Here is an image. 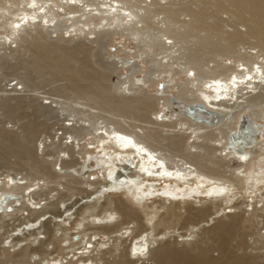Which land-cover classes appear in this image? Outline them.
<instances>
[{
	"label": "bare ground",
	"instance_id": "6f19581e",
	"mask_svg": "<svg viewBox=\"0 0 264 264\" xmlns=\"http://www.w3.org/2000/svg\"><path fill=\"white\" fill-rule=\"evenodd\" d=\"M228 2L233 6L232 17L241 19L242 25L248 27L244 34L233 33L228 36L230 44L224 52L226 61L233 62V65L229 64L230 67L217 58L203 60L198 50L181 55V44L188 36L183 38L187 30L184 28V32H175L172 24L182 21H177L180 18L175 16L177 13L171 9L172 3L168 0H0V31L1 28L9 27L4 34L0 32V42L4 44L9 42L18 45L19 41L30 39L31 47H37L41 46L37 37L46 35L52 39L64 32L69 38L74 37L73 40L83 39L90 44L103 42L106 47L115 45L114 51L108 52V56L111 59V73L119 77V82L113 86L117 95L105 97L109 110L105 112L123 118L114 120L115 117H112L113 120L108 119L109 122L106 120L95 128L90 120L86 123L88 119L83 120L78 129L64 123L60 127L63 132L60 135L64 136L58 139V143L54 141L58 133L50 136L51 144L43 143L44 149L59 147L53 154L49 150L44 154L51 156L53 172L61 182L60 188L56 190L58 193L54 195L51 192L42 194L51 183L47 176L33 179L19 172L0 173V219L17 218L23 221L18 223L21 226L7 232L11 248L16 250V247L24 246V242L37 243L45 234L46 224H50L53 229L49 227V240L54 241L57 236L64 235L60 240V244L63 243V248H60L62 256L58 253L51 260L52 263L48 258H43L34 261L35 264H258L253 256L233 254L231 244L239 238V230H245L247 223L250 225L257 220L255 217L260 213L258 207H261V212L264 211V165L258 173L249 171L246 177L243 174L244 165H249L250 158H264V130L258 124L264 121V44L259 42L260 38L264 39V0ZM220 7L222 10L225 8L222 5ZM243 11L252 14L251 19H243ZM201 17L205 15H200L198 19L202 20ZM199 22L189 29L204 31V35L198 37H194L196 33L192 31L193 38L204 46L211 42L218 27L212 24L204 29ZM155 25L158 26L156 30L159 29L157 34L151 32ZM102 38L109 41H102ZM251 38H258L259 41L247 48L242 46L245 40ZM128 44L135 45V48L129 49ZM240 45L241 50H238ZM11 46L9 48H13ZM123 49L126 52L128 50L125 57H121ZM50 54L52 57L55 55L53 52ZM151 54L156 59L152 60ZM44 56L47 55H41L32 64L44 63ZM58 61L57 58V65ZM35 66L37 70L38 65ZM175 68H180L186 78V85H192V88L187 87L185 90L183 85L182 93L172 98L151 95L149 90L156 86L159 78L165 80L166 88L170 85V81L167 82L172 77L170 70ZM90 70L86 75L76 70L77 75L74 76H87L85 79L88 80L100 78L94 82L95 87L90 92L94 96L96 92L101 93V96L103 93L104 97L107 88L103 86V81L108 78L104 75L107 72L101 74ZM111 73L109 76H112ZM10 90L18 92L16 88ZM150 102L157 104V109H151L153 103ZM175 103L180 105H175L178 109H172ZM182 104L184 109L181 108ZM197 106L203 107L207 113L189 110ZM6 108L10 112L14 111L10 104ZM126 118L132 120V125H127ZM143 121L150 127L142 126ZM90 128L95 132L92 133L93 140L87 141L85 145L82 142L86 139L81 138V133L79 135L77 131L84 133ZM31 132H35V129H31ZM162 133L165 134L162 139L168 141L166 147L162 146L159 139ZM0 140L3 144L24 143L17 135L9 139L0 137ZM23 148L26 149L24 145ZM208 153L214 157L216 164L236 162L238 165L233 175L227 177L223 169H220V173L216 168H211L209 173L204 172ZM177 157L179 160L175 159ZM58 165L59 172L55 169ZM71 181L79 183L88 196L74 202L70 201L68 194V199L60 197V191L68 189L66 184ZM249 183L252 186L248 188L247 185L246 189L245 185ZM106 195L109 196L105 198ZM106 199L111 201L109 207L105 206ZM186 199L198 205L187 207L185 212L187 215L183 223L193 225L186 238L197 236V231L199 233L203 226L202 221L210 216L212 208L216 209L217 217H210L211 221L224 215L230 216L227 220L219 218L220 221L213 225L208 234L218 241L221 261L215 262L210 258L211 249L199 250L201 253L194 254L177 250L167 243L166 246H157L160 240L164 241L165 236L171 233H157V227L182 219V213L173 207V210L159 215L163 206H158V203L170 202L174 205L185 203ZM244 205L245 208L242 207ZM99 206L103 207V212L95 215L96 207ZM82 209L83 213L80 212ZM81 213L83 215L79 223L76 222V226L71 228V223ZM32 216L35 218L31 219ZM259 216L263 218L256 225L264 222V214L260 213ZM112 221H116L117 226L112 225ZM136 221L140 226L134 232L131 224ZM87 226L103 231L88 230ZM262 226H257L258 231L253 234L263 240L264 224ZM73 229L77 230L74 234L71 233ZM180 237L184 241L185 236ZM188 240L186 242L192 241ZM52 241L51 244L54 243ZM47 243L41 242L37 249L31 250L49 254L46 251L51 244ZM122 246L123 253L116 255L117 247ZM55 249L51 253L56 254L58 251ZM28 250L26 245L14 255L8 253L6 261L31 264L36 256H29L25 260ZM21 257L24 261H20Z\"/></svg>",
	"mask_w": 264,
	"mask_h": 264
},
{
	"label": "rangeland",
	"instance_id": "374dc122",
	"mask_svg": "<svg viewBox=\"0 0 264 264\" xmlns=\"http://www.w3.org/2000/svg\"><path fill=\"white\" fill-rule=\"evenodd\" d=\"M168 1L172 3V5L171 4L170 5L173 8L171 7L170 8L175 11V14L177 13L175 16L177 18H180V20H177V21L179 22L182 21L180 23H177L175 21L176 24H172L173 28L176 29L175 32L177 31L178 33H181V32H184L185 29L187 30L185 31L186 33L184 34L183 38L186 35L188 36L184 38L181 44V46H183L182 52H181L182 56L184 54L189 53L190 51L198 50L197 52L201 54L202 58H204L203 60L205 61L211 60L213 58H217L218 61H223L224 63H227L228 67H230V65H233V62L231 60L226 61V56H225L226 53L224 52L227 45L230 44V42L228 41V36L233 33L244 34L246 33V30L248 27L245 24L242 25L243 23L240 22L241 19L237 18L239 19L238 20L239 23H238L236 17L235 16H233L235 18L232 17L233 14L231 10L233 6L231 5L230 2H228L229 0H213V1L211 0H168ZM221 5L222 7H225L224 10H222V8L220 7ZM217 8H220V9H217ZM228 9L231 11V13L230 11H227ZM178 11H180V13ZM233 11H235V8ZM244 12L245 11H243L242 18L247 19V20L251 19L252 14L244 13ZM185 13L187 14L185 15ZM181 14L182 15L184 14V15L182 16ZM209 14H210V17H207L209 16ZM198 15L199 16L205 15L204 17L205 20H203L204 19L202 18L203 16L201 17L202 20L198 19L199 17ZM196 17H197V20H196ZM257 21H258V18L255 20V23H257ZM198 22L200 24V27L204 29L208 25L212 26V24L213 25L215 24V26L218 27L216 30V33L218 34L215 33L214 36L212 35L211 42L206 44L207 46L206 45L203 46L199 44V42L193 38L194 33H196L194 34V37H196V35L197 37L200 35L203 36L204 31L200 32L196 30L195 32V30L189 29L191 27H194ZM189 24H190V27H189ZM185 25L187 26L189 30L185 27ZM7 27L8 26L4 27V29L1 28L2 32L1 31L0 32L4 34L6 32ZM157 27L158 26L156 25H155V28L153 26V30H151V32H153L154 34L155 33L157 34L158 33L157 30H159V29L156 30ZM7 29L9 30V27ZM179 29L181 31H179ZM190 31L192 34L190 33ZM37 38L40 39L38 41H40V45H41L37 47H34L33 45H32L33 47H31L30 39H26L23 42L19 41L18 45L16 43L10 44L8 42L7 44H4L3 42H0V137L4 139H9L10 137L17 135V137L23 140L24 142L22 143V145L16 144L17 145L16 146L15 144H10V143L3 144V142L0 140V145H1L0 146V173L7 174L8 172L10 173L19 172L21 174L23 173L24 175H28V177L33 178V179L41 178L42 175H44V177L47 176L46 178H48L51 181L50 184L52 185L49 184L48 187L44 189L43 191L44 193L42 192V194H47L49 192H51L52 194L53 193L56 194L58 193L56 190L60 188L59 184H61V182H60V179L57 178L56 174L53 172V166H52L53 160H50L51 156H47L44 154H46L48 150H49V153L53 154L59 150V147L50 146L49 148L44 149L43 147L45 144L43 145V143L47 142L46 145L51 144L52 141H51L50 136H53L54 134H57V133L58 135L56 136V139L54 141L55 143H58V139L64 136V135H60L63 133L60 127L64 123L67 125H70L71 128L76 127V129H78L80 126H82L83 120L85 119H88L86 122L87 124L89 120L91 124L94 123V128L106 120L107 122H109L110 119L113 120L114 117H115L114 120L119 119V118L123 120V118L119 115H117L116 117V115H110L108 112H105L108 106L107 105L108 100L105 97L110 96V95L111 97H113L117 95L113 86L116 85L117 82H119V77L111 73V69H110L111 59L108 56V52H113L116 46L115 45L113 46L112 44V47H106L105 43L103 42L90 44L87 42L85 43L84 42L85 40L83 39H80L79 41L73 40L75 39L74 37L69 38L64 32L58 33L57 38L60 40H57L56 37L50 39L46 37V35L44 37L41 36ZM259 40L258 38L247 39L243 42L242 46L247 48L255 44L258 41L264 44V39L261 40L260 38ZM102 41L108 42L109 40L102 38ZM250 41H252L253 43ZM116 44H118V42H116ZM128 45L130 47L129 49L131 50L135 48V45L133 44H128ZM10 46L13 48H9ZM242 46L241 45L238 46L237 49L241 50L240 47ZM123 50L124 51L122 52L121 57H125L124 54L128 53V50L127 52L125 51V49ZM49 51L55 54L54 57H52V54H50ZM41 55H47V56H44V60H45L43 61L44 63L39 62L40 64L45 66V68L43 66L41 67V65L38 64L37 62L32 64L33 60L34 61L37 60V58H40ZM182 56H179V57H182ZM57 58L59 60L58 61L59 65L55 63ZM184 58L185 56L183 57V59ZM151 59L152 60L156 59V57L151 54ZM184 60H180V61L183 62ZM48 62L49 64H47ZM51 62H53L52 63L53 65L51 64ZM158 63L159 61H157V64ZM36 64L38 65V69L39 67H41L40 68L41 70L40 69L36 70V67H37L35 66ZM54 64L56 65V67ZM81 64H83L84 66ZM213 64L214 63H211V65ZM90 69H92L94 72H97V73L101 72V74H103L104 72H107V74L105 73L104 75H106V77L108 78L105 80V82L103 81L104 83L103 86L107 88V91L104 97H102L104 95L103 93L101 96V93L96 92V94L98 93L99 94L98 95L95 94L96 96L95 97L94 93L90 92L91 88L95 87L94 82H98L100 78L96 79L97 77H94L95 79L88 80V79H85V77L87 76L82 77V78L74 76V75H77V73H75L76 70H78L81 75H86L87 73H89V71H91ZM173 71H176V72H173ZM109 73H111L112 76H109L110 75ZM170 73L172 74V77L167 81V82L170 81L169 82L170 85H168L167 87L169 89L166 88L165 80L163 78H159L156 86L149 90V93L151 95L157 94L158 96H160L159 98H163V99L172 98V97H177L179 94L182 93L181 89L183 85L185 86V90L188 88L189 89L192 88V85H189V84L186 85V80H185L186 78L184 76V73L180 72V68L178 69L175 68V70H170ZM16 84H18V87ZM194 85H198V84L195 83ZM15 88L18 89V92L16 91L17 93L14 92L13 90H10V89L15 90ZM97 96L99 98L101 97L102 99L101 98L99 99ZM186 96L190 97L189 95H186ZM152 103L153 105H151L150 108L151 109L154 108V110L157 109V104H155L154 102ZM8 104H10L14 108V111L12 112L8 111V109L6 108ZM177 104L178 103H175L174 105H172V109H178L175 106ZM150 108H149V111L151 110ZM253 109H256V108L253 107ZM260 115L263 116V114H260ZM129 119L130 118H126L127 125H132V120H129ZM78 121L80 122L78 123ZM142 123H143L141 124L142 126L150 127L149 125H146L147 123L145 121H143ZM258 124L262 125V129L264 130L263 128L264 121H259ZM31 129H35V132L33 133L31 132L30 134L29 131ZM143 131H145V134L147 133L146 130H143ZM93 132H94L93 128H90V130L84 131V133L81 130L77 131V134L80 135L81 133L80 137L81 138L84 137L86 139L85 141L82 142L83 144L86 145L89 141L93 140L92 139L94 135L92 134ZM9 133L11 134L9 135ZM162 134L163 135L160 136L159 139L162 143V146L166 147L168 141L163 140L165 138V134L164 133ZM23 145L25 146L26 149L23 148ZM173 152H176V151H173ZM176 154L178 153H174V155ZM170 159H174V158L170 157ZM175 159L179 160V157ZM249 160H250L249 165H244V168H243V174L245 177L246 175H248L249 171L251 172L256 171L258 173L260 170L263 169V165H264V158L261 159L260 157H252ZM214 162H215L214 157L210 153H208V155L206 156L205 162H204L207 165L206 167L204 166V172L209 173V170L211 168H216L220 173L224 171L225 175L226 176L228 175L227 177H231L234 173L235 167H237L238 165L236 162L229 163V161H227L228 165L220 164V163L216 164ZM214 164L216 167L214 166ZM57 168L59 169V165L55 169ZM58 169H57V172H59ZM220 169H223V170L221 171ZM52 173H54L55 175ZM72 183L74 185H72ZM66 185L68 186V189H66L65 191H60V195H59L60 197L65 196V198L68 199L67 196L69 195V198L71 197L70 201L74 202L78 198L81 199L83 196L85 197L88 196V193L84 192L80 188L81 186L79 183L76 182L75 184V182L71 181V183L69 182ZM247 185H248V188L252 186L250 183L246 184L245 185L246 189H247ZM74 188L77 189V191H75ZM240 194L242 195V193ZM240 194H238L237 196L238 198H240L241 196ZM108 196L109 195H106L105 198H107ZM187 199L185 203H179V204H174V205H171L170 202H159L158 203V206L159 205L163 206L161 213L159 215L165 213L166 211L168 212L170 209L173 210L176 208L178 211L182 213V219L180 221H175L174 223L172 222V224L168 223L167 225H159L157 227L158 229L156 231L157 233L171 231L169 235L167 234L165 236V239H163L164 241L160 240V242H158L157 246H162V245L166 246V243H167V245L175 247L177 250L192 252L194 254H199L204 250L211 249L210 258H212V260L215 262L221 261L222 253L218 248V245H219L217 243L218 241L212 238L208 234H209V230L213 227V225L217 224L216 223L217 221H220L221 219L227 220L230 218V216L227 215V217L229 216L227 218L226 215H224L221 218L219 217L220 220L219 218H217V220L214 219V221H211L210 217L211 218L217 217V214L215 213L216 209L212 208L210 212L211 213L210 216H206L204 219L206 220V222L204 220L202 221L201 225L203 226H201L199 233L197 231V234H196L197 236L195 237L188 236L186 238V235L190 234V231L192 230L191 226H193V225L190 226L186 223H183V218H185V216L187 215L185 213L188 209L187 207H190L193 205L192 201L189 200L187 202ZM176 200L180 201L181 199H176ZM236 200L237 198L234 200V202ZM106 201L107 202L105 206L109 207L111 204V201L109 199L108 200L106 199ZM193 206H198V205L194 204ZM100 207L101 206L96 207L97 210H95L96 211L95 215H100L103 212V207L101 208ZM137 207L139 209H142L139 206ZM242 207L245 208L246 206L244 205ZM258 209H259L258 212H260L261 215H263L264 211L261 212V207H258ZM82 211H84V209H82L80 212ZM82 213L80 214L79 217L77 216L75 221L71 223L70 225L71 228H74L76 224L79 223V220L81 219L83 215ZM260 213L257 214V217L259 219L255 217V219L257 220L253 224L249 225V223H247L246 226L248 227L245 228V230L243 229L239 230L241 237L239 236V238H236L235 240H233L231 244V248L233 247L234 249L232 248L231 252L237 256H242V257H244V255L253 256L258 264H264V239L263 240L258 239L256 238V235L253 234L254 232L256 233L257 226H262L264 224V222H261L262 223L261 225L260 224L256 225L257 222H260L258 220H261V218H263L262 216L261 217L259 216ZM34 218H35L34 216L31 217V219H34ZM7 219H4V220L0 219V264H18V262L16 263L14 261L13 262L11 261L10 263L6 261L8 253L9 254L12 253L11 255H14L16 252H18L21 248L25 247L26 245L30 251L29 250L27 251V253L25 254L26 257L24 256L25 257L24 259L26 260L29 256L30 257L36 256V260H32L31 264H35L34 261L41 260L43 258H46V259L48 258L49 259L48 261L52 263L51 260L56 258V255L58 253L61 255L62 251L60 248H63V243L60 244L61 243L60 240H62V237H64V235L57 236V238H55L54 241L49 240L50 236L48 235V232L49 230H51V228L53 229V226H51L50 224H46L44 228V230H46L44 234L45 237L42 236L40 240L37 241V243L32 244L31 242H28V243L24 242V246L23 245L21 246L20 244L22 243H20L19 244L20 247L18 248L16 247L15 248L16 250H14V248H11V244H10L11 240L7 239V232H11L17 226L18 227L21 226L19 224H21L23 221L22 220L18 221L17 218H14V219L9 218L8 220ZM156 220H158V217ZM208 221H210L211 223ZM113 224L114 226H117L116 221L114 222L112 221V225ZM10 225H12L13 227L12 226L10 227ZM131 226L133 227L132 230L135 232L138 230V227L140 226V224L139 222L136 221L133 224H131ZM38 227L36 229H38ZM87 228L88 230L95 229L94 227H90V226H87ZM40 230L42 231L43 229H40ZM95 230L103 231L102 229H97V228ZM75 232H77L76 229H73L71 231V233L73 234ZM167 236L168 238H166ZM180 236H185L184 241H182L183 239ZM48 240H49L48 243L51 244V241L52 243L53 242L54 243L51 244L50 246L48 245L49 248L47 249L46 252L49 251L48 253L50 254L51 252H54V249L56 248L55 251L56 252L58 251L57 253L55 252L56 254L51 253V255H49V254H43L39 250L37 251L31 250V248L37 249L41 242L47 243ZM187 240L188 241L192 240V241H190L191 242L190 243V242H186ZM53 247L55 248L53 249ZM123 247L124 246L117 247L118 250L115 252V254L116 255L122 254ZM220 254H221V257H220ZM38 255H41V256H38ZM61 256H60V259L62 258ZM24 259L23 257H21L20 261L22 260L24 261ZM19 264H21V262ZM152 264H156V262Z\"/></svg>",
	"mask_w": 264,
	"mask_h": 264
},
{
	"label": "water",
	"instance_id": "95a60500",
	"mask_svg": "<svg viewBox=\"0 0 264 264\" xmlns=\"http://www.w3.org/2000/svg\"><path fill=\"white\" fill-rule=\"evenodd\" d=\"M177 105H179V104H177ZM179 106H180V105H179ZM181 108L184 109L183 104L181 105ZM189 110H190V111H194V112H196V111H200V112H202V113H207L206 110H205L203 107H200V106L194 107V108L189 109Z\"/></svg>",
	"mask_w": 264,
	"mask_h": 264
}]
</instances>
